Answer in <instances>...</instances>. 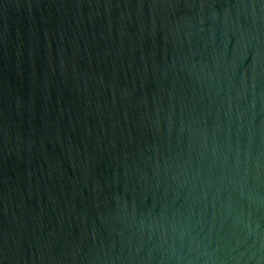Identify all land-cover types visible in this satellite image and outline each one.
I'll use <instances>...</instances> for the list:
<instances>
[{
	"label": "water",
	"instance_id": "1",
	"mask_svg": "<svg viewBox=\"0 0 264 264\" xmlns=\"http://www.w3.org/2000/svg\"><path fill=\"white\" fill-rule=\"evenodd\" d=\"M0 264H264V0H0Z\"/></svg>",
	"mask_w": 264,
	"mask_h": 264
}]
</instances>
